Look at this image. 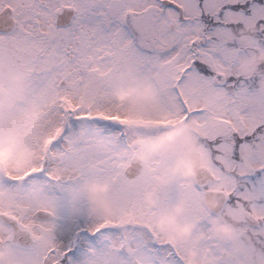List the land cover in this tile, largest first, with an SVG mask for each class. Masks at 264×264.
<instances>
[{
    "label": "snow or ice",
    "instance_id": "snow-or-ice-1",
    "mask_svg": "<svg viewBox=\"0 0 264 264\" xmlns=\"http://www.w3.org/2000/svg\"><path fill=\"white\" fill-rule=\"evenodd\" d=\"M256 51L264 0H0V145L27 153L0 170V264H187L192 244L264 264V90L241 71ZM126 72L149 87L117 104ZM85 181L108 215L59 243ZM215 218L243 255L212 238Z\"/></svg>",
    "mask_w": 264,
    "mask_h": 264
},
{
    "label": "rangeland",
    "instance_id": "rangeland-1",
    "mask_svg": "<svg viewBox=\"0 0 264 264\" xmlns=\"http://www.w3.org/2000/svg\"><path fill=\"white\" fill-rule=\"evenodd\" d=\"M248 37L245 34V31H241V35L238 36V38ZM253 53V52H252ZM250 53L241 63V71L246 72L247 74L251 75L253 72L249 73V68L253 67L254 70H256V67L259 66V61L257 60V56L253 57ZM250 56V58H249ZM253 70V71H254ZM263 82L258 81V87L261 90H264V76L261 77ZM123 83L118 84L116 87L112 90V97L113 100L120 104L122 102H125L127 100L132 99L136 96L137 92L141 88H148L149 85L147 83L141 84L136 77H134L131 73L126 72L124 76L121 78ZM131 90V91H130ZM130 94L127 95L123 100H118L116 98V94L120 92H129ZM13 155V148L11 147L7 157L3 161L2 170L7 165L8 168L15 170L16 167L22 166L23 164L27 163V153L21 151L20 153L16 154V158L12 159ZM186 171L190 173L189 168H186ZM91 187L90 182L85 181L80 185V192L81 195L84 197V199L87 201V207L80 210L81 214H72L67 209H61L58 210L57 213V219L55 221L56 223V229L54 231L55 238L59 243L65 239L66 235L68 233H71L73 240H76L77 234H79V238H82L86 234V229L91 223L90 220H88L87 215H104L107 217L108 213L105 212L102 208L98 207L95 202L91 199V194L89 192V189ZM202 208L205 212H208V209L206 205L202 204ZM165 224L173 229V232L175 233V236L177 237H186L189 232L188 227L184 226H177L174 224L172 220L168 221H158L157 227H164ZM210 233L212 235L213 239L219 240L221 243H227L231 245V254L232 255H243L245 253V245L243 243L238 242L235 239L236 233L233 229L228 228L225 226V223L220 220V218H215L212 221H210ZM186 232L182 231L185 230ZM218 229L222 231H217ZM79 232V233H78ZM170 243L178 242L174 237H169ZM197 261L199 264H211L210 261L207 259H204L202 257H199L195 245L192 244L188 248V261L187 264H197Z\"/></svg>",
    "mask_w": 264,
    "mask_h": 264
},
{
    "label": "clouds",
    "instance_id": "clouds-1",
    "mask_svg": "<svg viewBox=\"0 0 264 264\" xmlns=\"http://www.w3.org/2000/svg\"><path fill=\"white\" fill-rule=\"evenodd\" d=\"M131 91V90H130ZM130 91L125 93V92H120V93H117L116 94V98L118 100H123L127 95L130 94ZM11 148V145L5 147L3 145H0V170H2V166H3V161L5 160V158L7 157V154L9 152ZM184 232H186V229L185 230H182ZM217 231H222L220 229H218ZM6 257V252L5 251H2L0 250V260H3L4 258Z\"/></svg>",
    "mask_w": 264,
    "mask_h": 264
},
{
    "label": "trees",
    "instance_id": "trees-1",
    "mask_svg": "<svg viewBox=\"0 0 264 264\" xmlns=\"http://www.w3.org/2000/svg\"><path fill=\"white\" fill-rule=\"evenodd\" d=\"M240 34H241V32L237 33L236 35H240ZM252 55H254L253 57L257 56V60L259 61V63H258L259 66L264 65V52L256 51V52H253ZM249 58H250V56H249ZM258 67H256V69ZM253 70H254L253 67L249 68V73L253 72L251 75L255 76L257 78V81L262 80L261 77L263 76L264 71H257V70L253 71Z\"/></svg>",
    "mask_w": 264,
    "mask_h": 264
},
{
    "label": "water",
    "instance_id": "water-1",
    "mask_svg": "<svg viewBox=\"0 0 264 264\" xmlns=\"http://www.w3.org/2000/svg\"><path fill=\"white\" fill-rule=\"evenodd\" d=\"M206 202L208 206L213 209L214 211L219 208V203L212 200V199H206Z\"/></svg>",
    "mask_w": 264,
    "mask_h": 264
},
{
    "label": "bare ground",
    "instance_id": "bare-ground-1",
    "mask_svg": "<svg viewBox=\"0 0 264 264\" xmlns=\"http://www.w3.org/2000/svg\"><path fill=\"white\" fill-rule=\"evenodd\" d=\"M61 243H65V239H63V241Z\"/></svg>",
    "mask_w": 264,
    "mask_h": 264
}]
</instances>
